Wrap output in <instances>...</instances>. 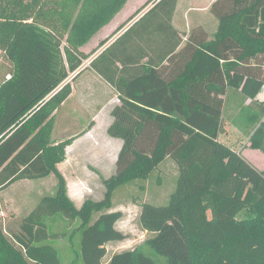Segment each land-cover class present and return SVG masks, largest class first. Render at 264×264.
Returning <instances> with one entry per match:
<instances>
[{
  "label": "trees",
  "instance_id": "1",
  "mask_svg": "<svg viewBox=\"0 0 264 264\" xmlns=\"http://www.w3.org/2000/svg\"><path fill=\"white\" fill-rule=\"evenodd\" d=\"M128 1L0 0V52L11 64L0 83V192L57 179L55 195L19 224L0 225V264H62L46 243L57 235L47 219L58 215L80 222L83 264H160L157 257L167 264H264V171L219 140L234 99L250 148L264 154V104L256 102L264 87V0H216V32L198 27L185 42L172 26L178 0H150L145 7L153 8L82 69L97 52L83 47ZM160 32L159 60L156 49H136ZM89 68L120 95L107 133L123 145L114 174L103 178L104 198L79 208L58 168L74 140L56 139L54 129L72 93L69 79ZM167 158L178 170L168 203L139 205L149 236L106 262L108 245L128 238L117 228L123 212L111 208L115 191L148 180Z\"/></svg>",
  "mask_w": 264,
  "mask_h": 264
},
{
  "label": "rangeland",
  "instance_id": "2",
  "mask_svg": "<svg viewBox=\"0 0 264 264\" xmlns=\"http://www.w3.org/2000/svg\"><path fill=\"white\" fill-rule=\"evenodd\" d=\"M150 0H129L125 8L122 10L120 16L113 22L109 27L99 32L92 42L84 46L83 49H92L88 53H91L95 49V45L101 46V39L106 37L110 39L112 31L122 26V23L128 15L135 13L137 10L142 12L148 9L152 4L150 3L147 7V3ZM154 1V0H151ZM206 0H181V8L179 15L182 17L185 7L192 5L193 10L189 14L191 18L198 19L209 28L210 32L215 31V19L212 16L211 11H206L205 4ZM171 2H167L162 5V10H166L170 6ZM145 7V8H144ZM201 9V10H198ZM215 21H214V20ZM148 23V22H146ZM124 24V23H123ZM119 26V27H118ZM109 29V30H107ZM112 29V31H111ZM110 36V37H108ZM108 37V38H107ZM98 38V39H97ZM113 37L111 40L115 39ZM108 41V40H107ZM103 43V42H102ZM98 46H96L97 48ZM87 53V52H86ZM97 55V52L93 55L91 60ZM90 60L85 61L82 69L90 65ZM11 64L0 52V83L3 82L10 74ZM73 76L69 79L71 85L73 83ZM100 101V98H98ZM65 111H61L55 119L54 137L57 138L60 132L67 125L77 126L80 131L85 130L89 125V120L83 117V111L77 112L75 119H69L65 121ZM66 119V118H65ZM72 123L74 125H72ZM76 130V129H75ZM229 130V129H228ZM77 131V130H76ZM224 139V136H223ZM231 146H235L236 149L243 150L249 148L248 140L242 136L238 137L230 132V135L226 138ZM244 156V155H243ZM105 157L100 161L103 163ZM98 160V163L100 162ZM90 159L84 157L80 163L66 165L61 167L59 170L64 173L68 179H74L75 177L87 178L86 188L87 195L82 193L79 196L78 190H74V181L72 184L71 198L77 207H82L84 202L88 199L94 201H100L105 195V186L103 184V178H109L112 174L110 172L114 170L115 162L112 163L110 158L104 164H97L91 166ZM92 162V161H91ZM115 172V171H114ZM108 174V175H107ZM110 174V175H109ZM178 170L176 163L167 158L149 177L148 180H138L129 183L125 186L118 188L112 199L111 208L112 211H122L124 214L123 219L118 223L117 228L119 231L127 235V239L120 243H111L108 245V259L113 254L131 250L141 245L143 241L149 236L144 231L139 222L140 204L150 203L156 206L166 205L169 201L171 193L175 189L176 178ZM108 177H107V176ZM67 181V180H66ZM75 184H80L76 182ZM84 185V184H83ZM85 187V186H84ZM57 191V179L54 175L48 178L35 180V181H22L12 185L7 190L0 192V225L8 227L9 225L19 224L23 218L29 214L38 203L46 196H53ZM82 197V198H81ZM48 229L50 230L51 236L46 243L53 244L60 252L62 264H83V262L77 257V253L80 252L81 246V232L78 230L80 222L73 221L69 222L64 216L58 215L54 218L47 219ZM153 254V253H152ZM160 264H167L166 260L157 257Z\"/></svg>",
  "mask_w": 264,
  "mask_h": 264
},
{
  "label": "crops",
  "instance_id": "3",
  "mask_svg": "<svg viewBox=\"0 0 264 264\" xmlns=\"http://www.w3.org/2000/svg\"><path fill=\"white\" fill-rule=\"evenodd\" d=\"M206 1L208 2V4L207 2H205V4H207L205 9L206 11H210L212 4L216 0H206ZM180 2L181 0H178L177 8L172 18V26L175 30L178 31L179 35L182 37L184 42L187 40L190 32L198 27H203L209 33L210 36H212L216 32L218 27V21L213 15L212 16L216 20L215 21L213 19L215 21V29H214L215 31L210 32L209 28H207L204 23L199 22L198 19L191 18L189 14L193 10L192 5H190V7L187 8L185 7V9L183 10L184 14L181 17L179 15V10L181 8ZM152 8L153 5H151L148 9L144 10L143 12L141 11L139 14L133 17V15L139 10L135 11V13L127 16V18L124 20L125 22H123L124 24L122 23L121 27L118 26L120 30L116 28L115 30L112 31L111 29L112 34H110V36L112 37L110 39H106V37H103L101 39L102 40L101 43L105 42L103 46L99 47V45H95L94 48L97 51V55L101 54L104 50L108 49L114 42H116L121 36H123L127 31H129L139 20H141ZM121 12L106 27L111 26L113 22L120 16ZM131 17L133 18L131 19ZM105 28H103L102 30H104ZM115 36L116 38L111 40ZM94 38L91 40V42L93 40H96ZM162 38L164 37L162 35V32H160L158 35H156L155 37L149 40L148 47L145 48L136 47V49H156L155 51H153L152 56L156 60H159L162 49H165L164 43H162ZM96 46L98 47L96 48ZM182 47L183 44L180 46L179 49H182ZM90 50L92 49H83L85 53L86 52L88 53ZM147 60L148 58H146L144 62H146ZM91 61L92 60L90 59L89 62L90 64ZM161 65L163 68H166L168 66V63L164 62V64H159V66ZM98 98H100V101L98 100ZM256 102H258L259 104L261 103L264 104V87L262 88L260 94H258L256 98ZM248 104L249 102L246 103V105ZM117 105H120L119 93L115 90L113 86H111L108 82H106L101 76L96 74L90 68L84 71L75 81H73L72 93L69 96V98L66 100V102L61 106V108L56 112L55 119L62 110L65 111L66 114L65 115L66 119L64 118L65 121H69V119L72 118L75 119V116L77 117V112L81 110L83 111V117L89 120V125L83 131H80L77 128V126H71L70 124L62 129L60 135L56 139L58 140L73 139L74 141L67 148L66 160L65 162L61 163L58 166L59 169L66 165L80 163L81 159H84V157H88L90 159L89 163L91 166L96 164L97 166L98 164H104L110 158L112 163L115 162L114 170L110 172V174L112 175L114 174L116 168V162L118 159L119 152L122 148L123 141L120 139L110 137L107 131L109 126L114 121L111 112L114 109V107H116ZM226 109H227V119L225 124V131L222 135H220L219 140L225 145L235 150L236 152L244 155V157L259 170L264 171V154L262 152L251 149L250 143H248L249 148L243 149L242 151L236 149L235 146H231L228 143L229 141L226 138L230 135V132L233 135H237L238 137L242 136L246 138L248 142H249V138L246 135L247 132L245 131V126H246L245 123H242L241 120L236 119L240 115L242 109L239 108V106H237L234 99H230L226 103ZM72 125L74 124L72 123ZM103 157H105L104 158L105 161L102 163L100 160L103 159ZM98 160L100 161L99 163ZM62 174L67 180L68 193L71 198H73L72 194L76 192V191L72 192L71 182L73 181H74L73 189L78 190L77 193L79 194V196L82 195V193L87 195L86 188L89 187L85 183L88 177L87 178L75 177L74 179H68L64 173ZM76 182H79L80 184H75Z\"/></svg>",
  "mask_w": 264,
  "mask_h": 264
},
{
  "label": "water",
  "instance_id": "4",
  "mask_svg": "<svg viewBox=\"0 0 264 264\" xmlns=\"http://www.w3.org/2000/svg\"><path fill=\"white\" fill-rule=\"evenodd\" d=\"M74 78V77H73Z\"/></svg>",
  "mask_w": 264,
  "mask_h": 264
}]
</instances>
